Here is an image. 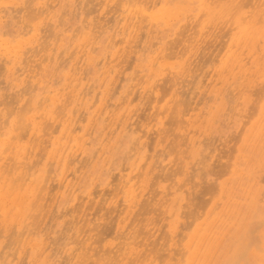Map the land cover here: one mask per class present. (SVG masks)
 Here are the masks:
<instances>
[{
	"label": "bare ground",
	"instance_id": "6f19581e",
	"mask_svg": "<svg viewBox=\"0 0 264 264\" xmlns=\"http://www.w3.org/2000/svg\"><path fill=\"white\" fill-rule=\"evenodd\" d=\"M0 264H264V0H0Z\"/></svg>",
	"mask_w": 264,
	"mask_h": 264
},
{
	"label": "rangeland",
	"instance_id": "374dc122",
	"mask_svg": "<svg viewBox=\"0 0 264 264\" xmlns=\"http://www.w3.org/2000/svg\"><path fill=\"white\" fill-rule=\"evenodd\" d=\"M221 145H222V144H221ZM217 146H218V149H219L221 152L216 148L215 152L213 153V156H212L213 161L211 160V163L214 162V160H215L216 158H218L219 155L221 156V154H222V150H224V148H225L224 145H223L224 148H222V146H220V145H217ZM220 147L222 148V150L220 149ZM217 150H218L221 154L217 153ZM216 153H217V156H216V158H215L214 155H216ZM213 157H214L215 159H214ZM218 159H219V158H218ZM215 162H216V161H215ZM212 164H213V163H212ZM115 173H117V172H116V171H114V173L112 172V176H113L114 178H115V175H114ZM111 178H112V177H111ZM111 178H110V180H109V184H108V186H107L108 188H106V191L109 190V189L112 187V185L110 186V182H111V180H112L111 184L114 183V179H113V178L111 179Z\"/></svg>",
	"mask_w": 264,
	"mask_h": 264
}]
</instances>
